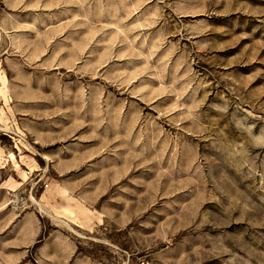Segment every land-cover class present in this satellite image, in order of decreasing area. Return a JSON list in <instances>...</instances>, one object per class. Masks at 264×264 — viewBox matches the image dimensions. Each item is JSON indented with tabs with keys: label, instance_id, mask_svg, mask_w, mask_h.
I'll return each instance as SVG.
<instances>
[{
	"label": "rangeland",
	"instance_id": "1",
	"mask_svg": "<svg viewBox=\"0 0 264 264\" xmlns=\"http://www.w3.org/2000/svg\"><path fill=\"white\" fill-rule=\"evenodd\" d=\"M0 264H264V0H0Z\"/></svg>",
	"mask_w": 264,
	"mask_h": 264
},
{
	"label": "crops",
	"instance_id": "2",
	"mask_svg": "<svg viewBox=\"0 0 264 264\" xmlns=\"http://www.w3.org/2000/svg\"><path fill=\"white\" fill-rule=\"evenodd\" d=\"M30 165H33V164H30ZM22 184V182H20L18 185V187H21L20 185ZM23 229H24V231H25V239H32L33 238V230L31 229V228H29L28 226L26 227V225L25 226H23Z\"/></svg>",
	"mask_w": 264,
	"mask_h": 264
},
{
	"label": "built area",
	"instance_id": "3",
	"mask_svg": "<svg viewBox=\"0 0 264 264\" xmlns=\"http://www.w3.org/2000/svg\"><path fill=\"white\" fill-rule=\"evenodd\" d=\"M46 187H48V184H45Z\"/></svg>",
	"mask_w": 264,
	"mask_h": 264
}]
</instances>
